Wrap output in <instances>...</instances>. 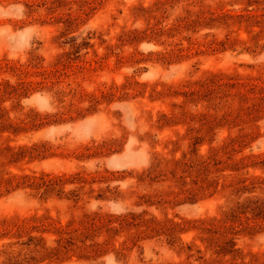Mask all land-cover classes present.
Listing matches in <instances>:
<instances>
[{"label":"rangeland","instance_id":"374dc122","mask_svg":"<svg viewBox=\"0 0 264 264\" xmlns=\"http://www.w3.org/2000/svg\"><path fill=\"white\" fill-rule=\"evenodd\" d=\"M0 264H264V0H0Z\"/></svg>","mask_w":264,"mask_h":264}]
</instances>
